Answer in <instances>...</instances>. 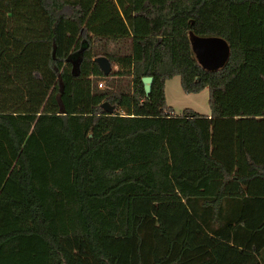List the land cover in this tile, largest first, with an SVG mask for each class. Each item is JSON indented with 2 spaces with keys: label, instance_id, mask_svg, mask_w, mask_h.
Returning a JSON list of instances; mask_svg holds the SVG:
<instances>
[{
  "label": "trees",
  "instance_id": "1",
  "mask_svg": "<svg viewBox=\"0 0 264 264\" xmlns=\"http://www.w3.org/2000/svg\"><path fill=\"white\" fill-rule=\"evenodd\" d=\"M0 264H264V0H0Z\"/></svg>",
  "mask_w": 264,
  "mask_h": 264
},
{
  "label": "rangeland",
  "instance_id": "2",
  "mask_svg": "<svg viewBox=\"0 0 264 264\" xmlns=\"http://www.w3.org/2000/svg\"><path fill=\"white\" fill-rule=\"evenodd\" d=\"M117 45L114 42H110L108 44L109 50H115ZM117 67L115 66L114 69ZM98 81H102L105 84L104 88L99 89H106L109 85L111 88L114 87H124L130 88L131 87V79L126 77H109V78H97L95 83L97 84ZM98 87V86H97ZM208 89L204 88L198 93H186L183 91L179 76H174L171 79H168L165 82V101L168 108H170L171 113L174 115H181L182 112L187 110H192L200 115H207L210 114V106L208 104ZM144 207L141 203L137 205V207ZM147 210V209H145ZM172 208H168V211H164L165 218H173V216L177 217L180 215V205L172 211ZM204 242H208L206 239Z\"/></svg>",
  "mask_w": 264,
  "mask_h": 264
},
{
  "label": "water",
  "instance_id": "3",
  "mask_svg": "<svg viewBox=\"0 0 264 264\" xmlns=\"http://www.w3.org/2000/svg\"><path fill=\"white\" fill-rule=\"evenodd\" d=\"M188 38L191 50L203 69L215 70L221 68L227 61L230 53V47L227 41L219 36H199L189 31ZM102 73L107 76L111 71V62L105 56H97L94 58ZM143 89L146 95L149 94L153 77L144 76L141 79ZM101 108L107 113L112 114L115 112V106L107 101L101 103Z\"/></svg>",
  "mask_w": 264,
  "mask_h": 264
},
{
  "label": "built area",
  "instance_id": "4",
  "mask_svg": "<svg viewBox=\"0 0 264 264\" xmlns=\"http://www.w3.org/2000/svg\"><path fill=\"white\" fill-rule=\"evenodd\" d=\"M97 86H98V88H104L105 84L102 81H98Z\"/></svg>",
  "mask_w": 264,
  "mask_h": 264
},
{
  "label": "crops",
  "instance_id": "5",
  "mask_svg": "<svg viewBox=\"0 0 264 264\" xmlns=\"http://www.w3.org/2000/svg\"><path fill=\"white\" fill-rule=\"evenodd\" d=\"M207 115H209V114H207Z\"/></svg>",
  "mask_w": 264,
  "mask_h": 264
}]
</instances>
